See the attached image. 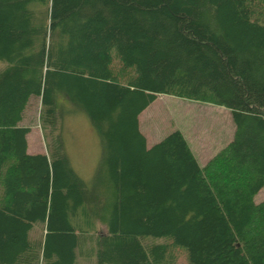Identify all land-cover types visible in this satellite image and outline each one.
Instances as JSON below:
<instances>
[{"label":"trees","instance_id":"obj_1","mask_svg":"<svg viewBox=\"0 0 264 264\" xmlns=\"http://www.w3.org/2000/svg\"><path fill=\"white\" fill-rule=\"evenodd\" d=\"M0 62V264H264V0H0ZM157 95L228 109L232 140L203 168L179 131L147 147ZM33 100L48 153L27 152ZM76 111L87 182L55 139Z\"/></svg>","mask_w":264,"mask_h":264},{"label":"rangeland","instance_id":"obj_2","mask_svg":"<svg viewBox=\"0 0 264 264\" xmlns=\"http://www.w3.org/2000/svg\"><path fill=\"white\" fill-rule=\"evenodd\" d=\"M5 65L4 62H0V70ZM39 115V102L33 100L21 123L22 126L30 129L27 135L28 154L48 153V148L52 145L48 130L43 128ZM139 117L140 131L146 136L148 146L160 142L174 131H179L194 151L197 146L207 144L211 145L209 150L218 153L230 143L234 133V124L228 109L169 95H157L153 103ZM60 123L55 132V139L58 138V141L62 142L70 165L87 182L92 178L99 164L102 153L100 140L87 117L79 111L68 112ZM204 159L205 157L201 156L200 164L196 159L202 168L208 162L203 163ZM254 201L256 203L264 201V188L255 196ZM42 235L43 226L37 225L31 236L41 238ZM153 242L162 243L163 239L147 238L145 243ZM171 257L175 260V264H189L187 255L182 249H172Z\"/></svg>","mask_w":264,"mask_h":264},{"label":"crops","instance_id":"obj_3","mask_svg":"<svg viewBox=\"0 0 264 264\" xmlns=\"http://www.w3.org/2000/svg\"><path fill=\"white\" fill-rule=\"evenodd\" d=\"M146 109H148V107L146 108ZM146 109L144 110V111H146ZM143 111V112H144ZM143 112L140 114V116L143 114ZM139 120H140V117H139ZM234 130H235V127H234ZM233 135H234V133H233ZM145 136V135H144ZM145 138H146V136H145ZM233 138V137H232ZM187 143H188V146H189V148H190V150H191V152L193 153V155L195 156V158L197 159V161H198V163H199V159L201 158V156H202V158L203 157H205V159L203 160V163H206L207 161H209L215 154H217V152L215 153L214 151H212V150H209L210 148H211V145H207V144H205V145H199V146H197V148H196V151H194L193 150V148L191 147V145H190V143L187 141ZM146 144H147V138H146ZM147 147H151V146H148L147 145ZM213 148V147H212ZM217 149H215V151H216ZM212 151V152H211ZM38 154V153H37ZM200 164V163H199Z\"/></svg>","mask_w":264,"mask_h":264}]
</instances>
